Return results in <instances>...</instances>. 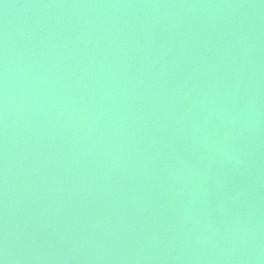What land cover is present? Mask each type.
I'll use <instances>...</instances> for the list:
<instances>
[{
  "label": "bare ground",
  "instance_id": "6f19581e",
  "mask_svg": "<svg viewBox=\"0 0 264 264\" xmlns=\"http://www.w3.org/2000/svg\"><path fill=\"white\" fill-rule=\"evenodd\" d=\"M0 264H264V0H0Z\"/></svg>",
  "mask_w": 264,
  "mask_h": 264
}]
</instances>
